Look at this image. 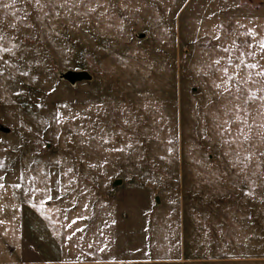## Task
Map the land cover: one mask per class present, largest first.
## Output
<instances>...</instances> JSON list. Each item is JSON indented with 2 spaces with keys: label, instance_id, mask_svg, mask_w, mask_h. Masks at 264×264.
Returning a JSON list of instances; mask_svg holds the SVG:
<instances>
[{
  "label": "rangeland",
  "instance_id": "obj_1",
  "mask_svg": "<svg viewBox=\"0 0 264 264\" xmlns=\"http://www.w3.org/2000/svg\"><path fill=\"white\" fill-rule=\"evenodd\" d=\"M0 36V264H264V0H0Z\"/></svg>",
  "mask_w": 264,
  "mask_h": 264
},
{
  "label": "water",
  "instance_id": "obj_2",
  "mask_svg": "<svg viewBox=\"0 0 264 264\" xmlns=\"http://www.w3.org/2000/svg\"><path fill=\"white\" fill-rule=\"evenodd\" d=\"M68 78L75 82L91 80V76L88 73H69Z\"/></svg>",
  "mask_w": 264,
  "mask_h": 264
},
{
  "label": "snow or ice",
  "instance_id": "obj_3",
  "mask_svg": "<svg viewBox=\"0 0 264 264\" xmlns=\"http://www.w3.org/2000/svg\"><path fill=\"white\" fill-rule=\"evenodd\" d=\"M13 2H15V0H13ZM37 3H39V0H36ZM3 37L0 36V40H2ZM260 47L262 49H264V42H261ZM7 49H3L2 47H0V51H6ZM215 63L219 64V60L215 61ZM247 67H252L255 68L256 65H247ZM224 72L227 73V69H224ZM3 73H0V75H2ZM261 75H264V73H261ZM229 79H231V77H229ZM217 87H219V85H217Z\"/></svg>",
  "mask_w": 264,
  "mask_h": 264
}]
</instances>
